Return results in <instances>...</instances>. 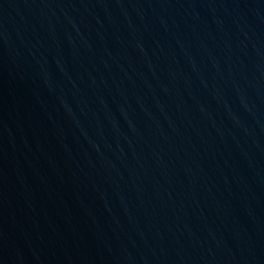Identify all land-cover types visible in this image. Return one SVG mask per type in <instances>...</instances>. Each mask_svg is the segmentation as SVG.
I'll return each instance as SVG.
<instances>
[{
  "label": "water",
  "instance_id": "water-1",
  "mask_svg": "<svg viewBox=\"0 0 264 264\" xmlns=\"http://www.w3.org/2000/svg\"><path fill=\"white\" fill-rule=\"evenodd\" d=\"M0 264H264V0H0Z\"/></svg>",
  "mask_w": 264,
  "mask_h": 264
}]
</instances>
